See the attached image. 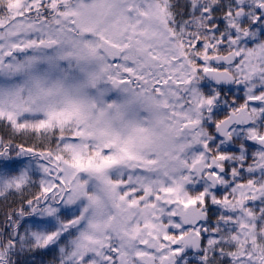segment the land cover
I'll use <instances>...</instances> for the list:
<instances>
[{
	"label": "snow or ice",
	"instance_id": "6c2138e0",
	"mask_svg": "<svg viewBox=\"0 0 264 264\" xmlns=\"http://www.w3.org/2000/svg\"><path fill=\"white\" fill-rule=\"evenodd\" d=\"M188 7L178 20L173 0H0V124L12 133L0 201L19 202L0 225V264L25 249L63 258L85 205L130 223L81 264H189V249L200 264L264 260L250 254L264 245V45L242 33L264 32V0ZM224 85L243 96L229 101ZM209 201L220 212L205 227Z\"/></svg>",
	"mask_w": 264,
	"mask_h": 264
},
{
	"label": "clouds",
	"instance_id": "9594fccd",
	"mask_svg": "<svg viewBox=\"0 0 264 264\" xmlns=\"http://www.w3.org/2000/svg\"><path fill=\"white\" fill-rule=\"evenodd\" d=\"M209 0H194V3H199L201 5L208 3ZM215 2V0H212ZM145 23L151 25L154 28H158L163 30V26L160 23V20L149 12L145 17ZM193 29L194 30H202L203 27L206 26V22H202L200 17L193 18ZM257 33L259 35L258 44L264 45V32L261 31V28L252 27L251 24H245L242 29V33L247 36L249 32ZM194 34V33H193ZM251 43V41H249ZM242 47H244L242 45ZM257 44L253 43L252 49L256 48ZM255 63V60H253ZM235 76V73H233ZM199 81H197L198 83ZM35 141L34 143H40L39 141ZM54 148L55 146L52 145ZM80 205H78L73 211H80ZM85 212L83 216L77 218L78 227L74 229L73 235L66 237L63 245L61 247L65 248V253L62 258L61 253L58 251L54 254L53 258L48 261V264H81V261L85 256H91L95 253L99 245L95 243L96 241H100L101 243H106L108 238L111 237L113 241L120 239L125 229L128 228V224L130 221L126 216H121L119 214H115L114 210H112L109 206L108 211L113 212L112 216L102 215L97 210L92 208H87L85 205ZM27 215V214H26ZM91 222H95L100 224L99 230H94L89 225ZM260 235L264 236V229L261 230ZM132 241H128L129 247L132 246ZM239 244H243V241H240ZM244 248L238 246L236 256L243 255ZM256 253L257 255L264 253V245L257 247L253 245L252 249H250V254ZM11 260L13 264L15 261L13 260V256H11ZM258 264H264V260L258 261Z\"/></svg>",
	"mask_w": 264,
	"mask_h": 264
},
{
	"label": "flooded vegetation",
	"instance_id": "af4514ba",
	"mask_svg": "<svg viewBox=\"0 0 264 264\" xmlns=\"http://www.w3.org/2000/svg\"><path fill=\"white\" fill-rule=\"evenodd\" d=\"M225 4H227V0H223ZM173 3L175 5V10L178 12L177 19H185L190 20L191 16L187 15V13L191 12V8L188 7L190 4V0H173ZM215 27H219L223 29L225 21L223 19V16L221 12L215 13ZM205 88L209 87L208 84L203 85ZM211 87H217L216 85L212 84ZM223 94L225 97L229 99V101L234 100L237 96H243V90L242 86L238 85H224L223 88ZM227 150L235 152L236 146L235 145H228L226 146ZM253 149L255 146H252ZM224 190L219 189L218 192L222 193ZM208 220L206 222H201L205 227H212L215 225L216 220L218 219V215L220 210L211 204V202H208ZM206 240H207V233H205L202 244L206 246ZM184 259L189 262V264H200V256L198 252L194 249H189L187 251V254L184 256Z\"/></svg>",
	"mask_w": 264,
	"mask_h": 264
},
{
	"label": "trees",
	"instance_id": "16d2710c",
	"mask_svg": "<svg viewBox=\"0 0 264 264\" xmlns=\"http://www.w3.org/2000/svg\"><path fill=\"white\" fill-rule=\"evenodd\" d=\"M220 11H217L218 13ZM12 135L10 129H6V127L2 124H0V138H7V136ZM15 136L17 139L14 140L15 143H23L25 140L29 144L34 143L35 141L28 139L26 137L21 136L20 133H16ZM13 158L16 159L15 154L13 153ZM21 163H27V158H19ZM12 207H19L18 199H9L7 202L0 201V225H7L5 224V213H7L10 208ZM38 222V219L36 221L25 218L23 221L25 227L30 226L31 224ZM21 234H23V229H21ZM56 252L53 250H41L39 253L35 251H28L25 249L24 251H17L13 255V260L15 261V264H48V261H50L54 254Z\"/></svg>",
	"mask_w": 264,
	"mask_h": 264
}]
</instances>
